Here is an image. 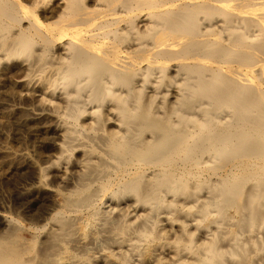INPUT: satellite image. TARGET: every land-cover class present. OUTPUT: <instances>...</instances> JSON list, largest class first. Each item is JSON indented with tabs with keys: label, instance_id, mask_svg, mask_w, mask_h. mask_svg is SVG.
I'll return each instance as SVG.
<instances>
[{
	"label": "bare ground",
	"instance_id": "1",
	"mask_svg": "<svg viewBox=\"0 0 264 264\" xmlns=\"http://www.w3.org/2000/svg\"><path fill=\"white\" fill-rule=\"evenodd\" d=\"M0 108V264H264V0H0Z\"/></svg>",
	"mask_w": 264,
	"mask_h": 264
},
{
	"label": "rangeland",
	"instance_id": "2",
	"mask_svg": "<svg viewBox=\"0 0 264 264\" xmlns=\"http://www.w3.org/2000/svg\"><path fill=\"white\" fill-rule=\"evenodd\" d=\"M17 78V76H16ZM27 99V98H26ZM25 98L22 99V100H11V102H14V103H10V100H7V101H1L3 102L4 104H10L9 106L7 105V107H23V108H31L32 107V104H34L33 101H30L29 99H27V102L25 101L26 100ZM28 101L31 103L28 104ZM16 102V103H15ZM21 102V103H20ZM19 103V104H17ZM16 104V105H15ZM21 104V105H20ZM3 111L2 108H0V113ZM16 123V124H15ZM20 126L18 127L17 126ZM31 126H30V125ZM14 126H10V128H6L5 130H3L4 134H2L3 136L5 137H1L2 139H0V143L5 145V144H9V146H11L13 149L16 148V149H26V148H29V152L31 155H35V153H32L34 152L35 149L37 150H43L47 149L50 150L51 148H53V146L55 145L56 142L59 141L60 137L58 136V134L55 133V130L54 129H51V128H43V126H39L40 128H36V124L34 123V121H29L28 124H25V123H21L20 122H17V121H14L13 123ZM22 125V126H21ZM27 125V126H26ZM33 126V128H32ZM35 127V128H34ZM11 129V130H10ZM31 129H33L35 131V133L32 131H30ZM6 131V132H5ZM30 131V132H28ZM32 132L34 134H32ZM31 133V135H30ZM41 135H40V134ZM37 134V135H36ZM48 134V135H47ZM50 134V135H49ZM55 136H53V135ZM33 135V136H32ZM44 135V137L42 136ZM47 135V136H46ZM35 136V137H34ZM42 136V137H41ZM51 136V137H50ZM57 136V137H56ZM38 137H40L38 139ZM4 138V139H3ZM44 138V140L42 139ZM57 138V140H56ZM36 141H35V140ZM50 139H53V140H50ZM3 140L5 142H3ZM39 140V141H37ZM46 140V141H45ZM50 142H49V141ZM35 141V142H34ZM42 141V142H40ZM3 142V143H2ZM23 142V144H22ZM46 143V144H45ZM21 144V145H20ZM24 145V146H23ZM41 145V146H40ZM35 146V147H34ZM43 146V148H42ZM18 147V148H17ZM22 147V148H21ZM26 147V148H24ZM33 147V148H31ZM33 149V151H32ZM27 150V149H26ZM26 166V168H25ZM19 167V168H18ZM24 167V168H23ZM28 167V168H27ZM11 170V171H10ZM8 170L7 173H1L2 176L0 175V209L6 211L7 213L11 214H15L13 216L15 217H24L25 214H28V218L30 219V215L32 214H35L36 213V218L34 222H39L42 220V216H44V214L42 213L44 208H45V204H47V206L51 203V195L49 196L46 195L43 199H44V202H41L40 205L37 204V206L34 204V201L32 202L31 199L28 198L29 194H30V191L32 190V187L34 184L33 183V180L35 181L36 180V172H35V168L26 164V162H23L21 165L17 166V167H14L12 169ZM35 172V174H34ZM4 175V176H3ZM34 177V178H33ZM33 179V180H32ZM49 181L51 182V180L49 179ZM30 184V185H28ZM22 185V186H21ZM20 186H21V189H20ZM26 186V187H25ZM29 186V187H28ZM31 189V190H30ZM21 190V191H20ZM25 190H27V193L25 192ZM26 194L24 196V194ZM49 196V198H48ZM28 198V199H27ZM49 200H48V199ZM47 199V200H46ZM29 200V202L27 201ZM31 200V201H30ZM34 200V199H33ZM46 201V202H45ZM28 203V204H27ZM45 203V204H44ZM32 204V205H30ZM27 205H30V206H27ZM45 205V206H44ZM20 206V207H19ZM46 206V207H47ZM28 207V208H27ZM33 207V208H32ZM36 209H35V208ZM22 208V209H21ZM24 208V209H23ZM39 208V209H38ZM19 209V210H18ZM29 209V210H28ZM26 210V211H24ZM33 210V211H32ZM38 210V211H37ZM24 211V212H23ZM35 211V212H34ZM42 211V212H41ZM31 214H30V213ZM39 212H41L42 214H38ZM25 213V214H24ZM11 214V215H12ZM21 214V215H19ZM39 215V217H37ZM42 215V216H41ZM41 216V217H40ZM20 217V218H21ZM0 223H1V219H0Z\"/></svg>",
	"mask_w": 264,
	"mask_h": 264
}]
</instances>
